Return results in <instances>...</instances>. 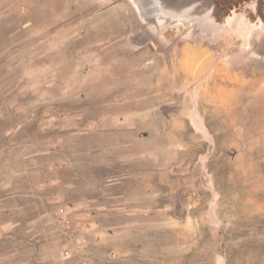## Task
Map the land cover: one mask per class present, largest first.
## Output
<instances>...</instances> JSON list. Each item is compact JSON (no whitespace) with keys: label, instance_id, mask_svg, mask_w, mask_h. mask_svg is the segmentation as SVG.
<instances>
[{"label":"rangeland","instance_id":"rangeland-1","mask_svg":"<svg viewBox=\"0 0 264 264\" xmlns=\"http://www.w3.org/2000/svg\"><path fill=\"white\" fill-rule=\"evenodd\" d=\"M253 6L0 0V264H264Z\"/></svg>","mask_w":264,"mask_h":264},{"label":"flooded vegetation","instance_id":"flooded-vegetation-1","mask_svg":"<svg viewBox=\"0 0 264 264\" xmlns=\"http://www.w3.org/2000/svg\"><path fill=\"white\" fill-rule=\"evenodd\" d=\"M184 0H163L164 4L167 5H174L177 4V2H181ZM214 1V3L217 5L222 4L224 7L232 6L236 2V0H192V4H189L188 7L191 6H201L204 8V5H209L211 2ZM246 4H251L253 6V11L260 14V20L262 22V26H264V0H243Z\"/></svg>","mask_w":264,"mask_h":264},{"label":"bare ground","instance_id":"bare-ground-1","mask_svg":"<svg viewBox=\"0 0 264 264\" xmlns=\"http://www.w3.org/2000/svg\"><path fill=\"white\" fill-rule=\"evenodd\" d=\"M213 2V1H212ZM189 4H192V0H184V1H181L180 3L179 2H177V4H174V5H167L166 6V8L169 10V11H171V12H174V9H175V7H180V5H181V7H182V10L184 11V9H185V11H195V12H201L203 9H202V7L201 6H191V7H188L189 6ZM176 5V6H175ZM219 12V11H218ZM184 13V12H183ZM215 13V12H214ZM223 22V21H222ZM227 23V22H226ZM218 30V29H217ZM224 30V28L222 29V31ZM219 32V31H218ZM223 32H225V30L223 31ZM222 32V33H223ZM227 32V31H226ZM222 33H220L221 35H222ZM229 35V34H228ZM216 36H217V33H216ZM228 37V36H227ZM205 52H208L207 50H204ZM253 54H254V52H253Z\"/></svg>","mask_w":264,"mask_h":264}]
</instances>
